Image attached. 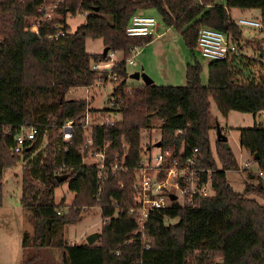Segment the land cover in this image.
<instances>
[{"label": "trees", "instance_id": "16d2710c", "mask_svg": "<svg viewBox=\"0 0 264 264\" xmlns=\"http://www.w3.org/2000/svg\"><path fill=\"white\" fill-rule=\"evenodd\" d=\"M40 4L0 0V207L6 171L24 162L21 204L31 226L22 234V248L29 253L24 264H49L55 250L63 251L62 264H216L218 259L222 264H264V128L240 130L241 148L258 166L243 192L228 180V173L239 169L233 151L217 140L214 153L211 141L217 125L211 99L224 117L231 112L264 113V38L263 44L251 42L254 56L243 54L242 28L230 15L233 9L259 10L257 20L264 31V0H65L54 23L65 24L69 31V16L83 13L87 20L55 42L48 40L45 29L40 36L24 31L38 16ZM149 10L177 29L193 53L199 31L210 28L224 33L238 54L209 61L207 86L202 84V65L195 60L186 68L185 86L130 88L127 61L132 50L149 45L154 36L129 37L126 29L135 14ZM87 38L101 39L106 52L88 53ZM110 52L122 59L112 68L117 82H112L111 105L102 112L103 117L117 113L122 120L114 127H93L91 149L96 153L87 157L89 148L81 152L87 138L79 118L87 109L97 112L88 98L71 100L68 94L108 84V72L94 71L93 66L108 62ZM153 119L161 121L163 150L186 159L197 149L200 166L217 171L212 197L195 208L173 204L152 214L144 237L130 211L135 206V174L144 157L141 132L151 128ZM68 121H78L71 142L62 133ZM24 126L37 128L39 134L18 155L13 147ZM124 143L129 147L125 157ZM96 154L105 156L102 183ZM123 161L125 172L111 169ZM66 182L74 199L64 212L65 199L57 204L55 198L56 189ZM96 208L108 220L98 241L70 245L67 227Z\"/></svg>", "mask_w": 264, "mask_h": 264}, {"label": "rangeland", "instance_id": "374dc122", "mask_svg": "<svg viewBox=\"0 0 264 264\" xmlns=\"http://www.w3.org/2000/svg\"><path fill=\"white\" fill-rule=\"evenodd\" d=\"M144 15L155 19L158 24V32L161 35L163 34V36L159 41L151 42L152 44L149 48L147 45L143 48L136 49L138 52L134 56L136 64H127L129 75L142 72L148 75L156 85L181 87L186 85V68L188 64H192L195 60H198L203 68L201 75L202 84L207 86L209 81V61L203 59L197 50L194 53L191 52L185 46L181 33L175 28L169 29L157 11L149 10ZM231 18L235 24L240 19L259 21L257 19L261 18V13L259 10L241 11L233 9L231 11ZM86 20L87 15L83 13H78L75 17L69 16L67 25L70 33H74L80 26L84 25ZM241 28L243 31V39L240 44V50L243 54L254 56L256 48L253 47L251 42L255 41L263 44L264 31L248 26H241ZM86 49L90 54L106 52L101 39L87 38ZM121 59V55H117L116 61H121ZM146 68L148 71H145ZM261 73L264 75L263 70H261ZM143 84L144 82L142 80L137 81L130 77L127 79V85L130 88L139 87ZM114 88L115 84L110 82L106 85L72 89L73 91L71 90L68 94V99L87 100L88 98L90 108L95 109L97 112L95 113V117H100V120H103L104 113L102 110L111 105L109 104V98ZM211 112L221 129L224 130V134L228 138V145L238 161L239 169L229 172L228 180L235 191L243 192L246 183L251 180V174L255 176L258 174V166L251 160L246 150L241 148L240 130L255 127L264 128V113L254 116L252 114L231 112L228 117H224L221 115L213 99H211ZM111 117L114 119L113 116ZM115 119L119 123L122 120V116L118 115ZM160 124L161 121L159 119H153L151 128L142 130L141 132V146L143 151L151 150L153 158L157 157L160 153V149L156 147V143H159L161 139ZM211 141L215 153L217 141L215 131L212 132ZM44 145H47V138H45ZM123 146L125 157L129 151V147L125 143ZM118 155L116 154V157ZM86 163L94 164V161H87ZM24 165V162H20L16 167L8 169L4 176L3 205L0 207V264H24L29 256L28 251L22 248V234L26 230H31V226L27 222L26 213L21 204ZM68 188L69 184L66 182L56 189V203L59 204L63 199L66 201L65 205L67 208L64 209V212L68 211L74 199ZM250 198L263 204L260 198L255 196H251ZM102 226L100 210L98 208L92 209L87 214H83L80 222L67 227L68 243L70 245L84 244L87 242L88 237L101 232ZM62 255L63 251H53L51 256L48 257V259L51 257L49 264H62ZM219 261V259L216 260V264H222Z\"/></svg>", "mask_w": 264, "mask_h": 264}, {"label": "built area", "instance_id": "2783aa9c", "mask_svg": "<svg viewBox=\"0 0 264 264\" xmlns=\"http://www.w3.org/2000/svg\"><path fill=\"white\" fill-rule=\"evenodd\" d=\"M64 2L65 0H41L38 16L31 20L24 31L40 36L41 30L45 29L48 32V40L52 42L66 37L69 34L66 25L54 23L56 14ZM236 25L248 26L258 30L263 29V24L260 21L250 19H240ZM126 33L129 37H155L158 34V24L155 19L137 13L133 16ZM197 51L203 59L208 61H221L230 55L238 54V48L231 46L224 33L210 28H202L199 31ZM132 53L133 56L127 61V64L135 65L134 56L138 52L133 49ZM117 55L115 52H110L108 62L93 66L94 71L108 72V83L117 82V75L112 73ZM117 116V113H112L100 120V117H95V114H92L89 109L83 113L79 118L87 138L84 148L81 149L83 154L85 148H89L87 157H93L96 153L94 149H91L93 146L91 137L93 127H114L117 125L115 119ZM77 122L68 121L63 126L62 133L65 142H71L73 139ZM38 134V129L35 127H22L15 138L13 152L22 155L28 144L36 140ZM159 149L160 153L155 158H153L151 150L144 152L143 160L134 179L135 206L130 211V215L135 218L138 224V234L141 233L143 236L152 214L170 208L173 204L195 208L200 200L215 194L214 173L217 170L200 166V156L197 149L193 151V156L186 159L181 156L174 157L169 150H163L162 146ZM96 156L100 161V182L102 183L106 175L105 156L104 154H96ZM94 163L96 162L94 161ZM111 169L114 172H125L124 161L121 164L115 163ZM107 222L108 220H102L103 225Z\"/></svg>", "mask_w": 264, "mask_h": 264}, {"label": "water", "instance_id": "95a60500", "mask_svg": "<svg viewBox=\"0 0 264 264\" xmlns=\"http://www.w3.org/2000/svg\"><path fill=\"white\" fill-rule=\"evenodd\" d=\"M130 78L133 80H137V81L142 80L144 82V85H147V86L154 83L153 80L148 75H146L145 73H142V72L133 73L130 75ZM216 134H217V140L219 142L224 143L227 149H230V147L228 145V138L224 134L223 130L221 129V127L218 123L216 125ZM156 146H157V148H160L161 142L157 143ZM99 237H100L99 233L91 235L87 239V244L88 245H94L98 241Z\"/></svg>", "mask_w": 264, "mask_h": 264}, {"label": "crops", "instance_id": "0c3cea01", "mask_svg": "<svg viewBox=\"0 0 264 264\" xmlns=\"http://www.w3.org/2000/svg\"><path fill=\"white\" fill-rule=\"evenodd\" d=\"M143 14L145 13V12H142ZM231 15V14H230ZM169 29H172V28H169ZM163 36V34L161 35V34H159V32H158V34L154 37V40H153V42H157V41H159V39L161 38ZM152 42V43H153ZM152 43H150L149 45H148V48L151 46V44ZM241 44V43H240ZM241 46V45H240ZM242 48V47H241ZM197 50V49H196ZM198 52V51H197ZM194 63V62H193ZM189 65V64H188ZM143 68V67H142ZM148 71V69L146 68L145 69V71ZM72 245H74V244H72Z\"/></svg>", "mask_w": 264, "mask_h": 264}]
</instances>
